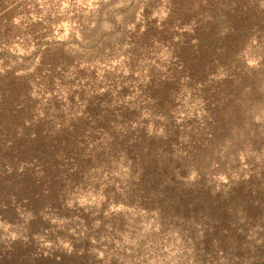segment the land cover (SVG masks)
Returning a JSON list of instances; mask_svg holds the SVG:
<instances>
[{"label": "rangeland", "instance_id": "374dc122", "mask_svg": "<svg viewBox=\"0 0 264 264\" xmlns=\"http://www.w3.org/2000/svg\"><path fill=\"white\" fill-rule=\"evenodd\" d=\"M12 248L264 264V0H0Z\"/></svg>", "mask_w": 264, "mask_h": 264}, {"label": "trees", "instance_id": "16d2710c", "mask_svg": "<svg viewBox=\"0 0 264 264\" xmlns=\"http://www.w3.org/2000/svg\"><path fill=\"white\" fill-rule=\"evenodd\" d=\"M23 255L18 248L12 250L0 251V264H25Z\"/></svg>", "mask_w": 264, "mask_h": 264}]
</instances>
